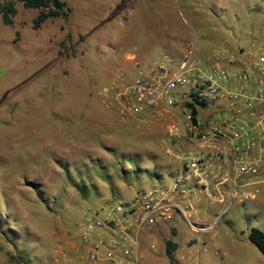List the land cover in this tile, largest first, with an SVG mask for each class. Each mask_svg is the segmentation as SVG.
I'll use <instances>...</instances> for the list:
<instances>
[{
  "label": "rangeland",
  "instance_id": "obj_1",
  "mask_svg": "<svg viewBox=\"0 0 264 264\" xmlns=\"http://www.w3.org/2000/svg\"><path fill=\"white\" fill-rule=\"evenodd\" d=\"M60 1L68 17L49 19L37 30L32 22L40 9L16 2L11 25L0 16V264L82 261L75 247H81L79 226L89 210L105 209L160 179L170 186L179 173L164 153V117L123 120L100 103L98 94L125 65L126 53L146 63L164 53L180 60L190 51L196 63L212 64L218 56L230 69L264 44V0ZM238 205L208 233L230 253L223 256L227 264L261 256L251 243L249 249L240 245L257 226ZM197 209L188 212L190 219L206 224L214 221L208 214L218 212ZM171 224L178 237L186 234L182 219ZM233 232L239 242L225 239ZM149 234L140 235L146 256L164 249Z\"/></svg>",
  "mask_w": 264,
  "mask_h": 264
},
{
  "label": "built area",
  "instance_id": "obj_2",
  "mask_svg": "<svg viewBox=\"0 0 264 264\" xmlns=\"http://www.w3.org/2000/svg\"><path fill=\"white\" fill-rule=\"evenodd\" d=\"M251 53L230 69L218 56L196 63L190 51L180 60L164 53L146 63L125 54V65L98 94L100 103L123 120L164 117V153L180 171L170 186L160 179L89 210L79 226L84 264H141V232L175 217L193 227L188 212L198 198L218 208L210 225L233 203L252 199L250 179L264 167V44Z\"/></svg>",
  "mask_w": 264,
  "mask_h": 264
},
{
  "label": "crops",
  "instance_id": "obj_3",
  "mask_svg": "<svg viewBox=\"0 0 264 264\" xmlns=\"http://www.w3.org/2000/svg\"><path fill=\"white\" fill-rule=\"evenodd\" d=\"M251 185L248 186V190L250 191L251 195L253 196L252 199L238 203V206H244L247 208V212L251 213V216H248L246 221L252 222L253 224L251 226H257L258 229L264 231V167H263V173L258 174V176L251 178ZM246 203V204H245ZM193 205L197 206V210L203 211L204 208L210 209L207 207L205 202L203 200H195L193 202ZM203 208L201 209L200 208ZM204 212V211H203ZM257 216V217H255ZM208 217L213 219V214H208ZM254 219V220H252ZM192 226H185L188 228L187 232L183 236L177 235V227L174 224H171L172 222L167 223H159L157 224L151 231L149 232L152 237L158 238L159 241H161L164 244V249L162 252H156L153 254H150L146 256L147 254H144L142 251H140L141 255V263L142 264H227L226 260H223L226 258V256L229 258L230 253L225 254L221 251L220 246L216 245L213 242V236H209V232L216 229L219 226V222L215 225H210L213 222L205 223L206 220H203L200 217H196L195 219H191ZM209 228L204 230H199L198 228L207 227ZM197 227V228H195ZM248 231L247 239L242 238V242H240V245L242 247H245L249 249L253 244L249 240V233ZM204 235L203 237L200 235ZM240 234H237L236 232L230 233L225 239H228L230 241L239 242L240 240ZM171 241L173 244H175V249L172 252L171 258H168V256L165 253V247L166 242ZM252 245H251V244ZM156 244V243H154ZM156 246V245H155ZM206 246H209L208 249ZM239 246V248L241 247ZM254 246V245H253ZM256 247V246H254ZM75 253L80 254L78 257L79 261L75 264H84L83 257H81V252L79 247H75ZM156 248V247H155ZM207 248V249H206ZM257 249V248H256ZM155 250V249H154ZM258 250V249H257ZM259 251V250H258ZM260 252V251H259ZM234 257L236 259H241L242 256L240 253H235ZM240 264H264V256L261 254H256L254 256V261H242Z\"/></svg>",
  "mask_w": 264,
  "mask_h": 264
},
{
  "label": "trees",
  "instance_id": "obj_4",
  "mask_svg": "<svg viewBox=\"0 0 264 264\" xmlns=\"http://www.w3.org/2000/svg\"><path fill=\"white\" fill-rule=\"evenodd\" d=\"M16 2H21L23 7L26 9H40L32 22V28L34 30L39 29L41 24L49 19H66L68 17V9L60 0H5L4 2L0 3V16L4 25L12 24V18L16 15ZM249 240L264 256V231L258 228H252L249 233ZM174 249L175 244H173L171 241H167L165 253L168 258H171ZM14 264L32 263H25L21 260H15Z\"/></svg>",
  "mask_w": 264,
  "mask_h": 264
}]
</instances>
